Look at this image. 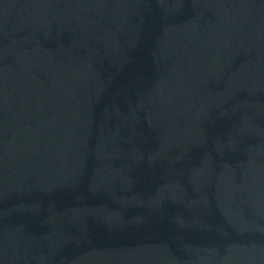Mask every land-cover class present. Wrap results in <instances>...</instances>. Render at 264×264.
Returning a JSON list of instances; mask_svg holds the SVG:
<instances>
[{
	"label": "water",
	"instance_id": "95a60500",
	"mask_svg": "<svg viewBox=\"0 0 264 264\" xmlns=\"http://www.w3.org/2000/svg\"><path fill=\"white\" fill-rule=\"evenodd\" d=\"M0 264H264V0H0Z\"/></svg>",
	"mask_w": 264,
	"mask_h": 264
}]
</instances>
